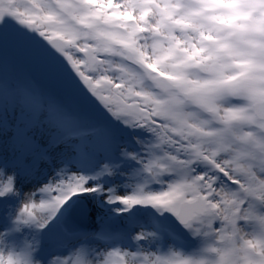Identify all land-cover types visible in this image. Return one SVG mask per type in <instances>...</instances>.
Instances as JSON below:
<instances>
[{"label":"snow or ice","instance_id":"snow-or-ice-1","mask_svg":"<svg viewBox=\"0 0 264 264\" xmlns=\"http://www.w3.org/2000/svg\"><path fill=\"white\" fill-rule=\"evenodd\" d=\"M161 45L236 69L201 100L213 120L157 95ZM90 212L98 229L66 226ZM22 225L0 264H209L193 236L218 238L215 264H264V0H0V238Z\"/></svg>","mask_w":264,"mask_h":264},{"label":"clouds","instance_id":"clouds-1","mask_svg":"<svg viewBox=\"0 0 264 264\" xmlns=\"http://www.w3.org/2000/svg\"><path fill=\"white\" fill-rule=\"evenodd\" d=\"M228 11L227 9H216V12ZM209 15L215 14L212 12ZM237 23H243L237 21ZM177 38L180 37V33L175 34ZM207 55V53H205ZM156 58L151 61L156 65L160 71L167 73L171 79H161L159 74L157 78L160 81V86L156 87L157 95L161 96L164 100H179L180 104L173 103V108L184 116L189 118L197 117L198 119H189L186 121L187 126L191 129L201 120L211 121L214 119V114L207 111L202 105L201 100L207 99L211 96L212 89L216 86V83L221 78V73L224 77L231 75L236 69L227 67V60L221 62L220 60H201L196 58L195 60L188 59L185 55L174 54L168 51L167 45H161L159 49L155 51ZM248 101L240 97H231L227 102V106L241 108L247 106ZM220 108L225 107L224 104L218 105ZM222 114V113H220ZM220 127L218 123L214 125ZM12 206H9V210ZM5 217L8 216V211L4 212ZM16 216L11 219L15 220ZM29 229V231H24ZM8 231V229H4ZM35 231L34 226H21V231L18 233H12L8 237L0 238V256H3L5 260L9 256H18L24 246L25 241L31 243L32 233ZM245 241H254L261 238V231L258 225L254 222L248 223L246 227L242 228L240 235L237 237V245L239 246L240 238ZM196 241L195 245L185 250L186 255L196 253V259H204L209 264H215L218 260V256L215 252L207 251L205 249L212 247H223L219 244L218 238L208 237L207 242L201 244L200 239L195 236L192 237ZM36 264H41L39 260Z\"/></svg>","mask_w":264,"mask_h":264},{"label":"bare ground","instance_id":"bare-ground-1","mask_svg":"<svg viewBox=\"0 0 264 264\" xmlns=\"http://www.w3.org/2000/svg\"><path fill=\"white\" fill-rule=\"evenodd\" d=\"M99 213L98 212H90L87 216V228L89 230H93L97 226L101 225V219L98 218Z\"/></svg>","mask_w":264,"mask_h":264},{"label":"rangeland","instance_id":"rangeland-1","mask_svg":"<svg viewBox=\"0 0 264 264\" xmlns=\"http://www.w3.org/2000/svg\"><path fill=\"white\" fill-rule=\"evenodd\" d=\"M128 173L125 174V181L127 180Z\"/></svg>","mask_w":264,"mask_h":264},{"label":"water","instance_id":"water-1","mask_svg":"<svg viewBox=\"0 0 264 264\" xmlns=\"http://www.w3.org/2000/svg\"><path fill=\"white\" fill-rule=\"evenodd\" d=\"M80 218H81V217H80ZM81 219L85 220V218H81Z\"/></svg>","mask_w":264,"mask_h":264}]
</instances>
